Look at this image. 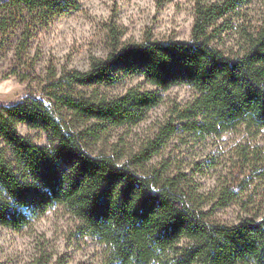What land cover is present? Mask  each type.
Here are the masks:
<instances>
[{
    "label": "trees",
    "instance_id": "obj_1",
    "mask_svg": "<svg viewBox=\"0 0 264 264\" xmlns=\"http://www.w3.org/2000/svg\"><path fill=\"white\" fill-rule=\"evenodd\" d=\"M244 2L197 0L190 40L149 35L141 43L115 46L106 58L92 57L87 71L52 70L44 94L0 105V225L20 230L63 206L107 247L106 264H264V214L232 225L211 222L178 177L142 174L111 156L91 153L85 143L97 128L139 124L163 102L160 92L178 85L197 94L186 108L173 111L185 131L264 129V10L260 27L245 33L242 52L227 54L213 44L214 22ZM75 8L69 0H4L0 42L19 28L15 55L20 60L32 30ZM125 76L143 77L156 90L132 88L98 99L76 93L77 87L111 86ZM21 124L49 132L55 144L32 143L19 133ZM174 130L165 128L161 138ZM160 142L150 144L140 160H148ZM256 173L264 176V167ZM230 198L228 191L219 205Z\"/></svg>",
    "mask_w": 264,
    "mask_h": 264
},
{
    "label": "rangeland",
    "instance_id": "obj_2",
    "mask_svg": "<svg viewBox=\"0 0 264 264\" xmlns=\"http://www.w3.org/2000/svg\"><path fill=\"white\" fill-rule=\"evenodd\" d=\"M69 1L76 5L74 10L32 30L20 60L15 55L19 28L6 42H0V105H14L30 94H44L52 70L58 74L72 69L87 71L92 57L106 58L115 46L141 43L149 35L159 41L190 40L197 2ZM202 1L209 4L223 0ZM244 1L212 26L213 44L227 54L242 52L245 33L261 25L264 0ZM15 71L29 75V79L21 81ZM132 88L156 90L143 77L125 76L111 86L77 87L76 93L98 99L120 96ZM160 94L163 102L147 111L139 124L97 128L95 134H88L85 143L89 151L111 156L142 174L159 171L164 178L178 177L184 192L211 222L232 225L242 217H261L264 176L256 172L264 167V129L241 125L211 135L187 132L173 111L190 105L197 95L195 90L178 85ZM73 122L76 127L77 121ZM170 125L174 132L162 139V132ZM84 128L85 124L79 129ZM18 130L40 147L55 144L50 133L42 129L21 124ZM157 141H162L159 149L141 161L139 157ZM228 191L231 198L220 206ZM82 227V222L63 206L52 207L20 230L0 225V264H106L107 247Z\"/></svg>",
    "mask_w": 264,
    "mask_h": 264
}]
</instances>
